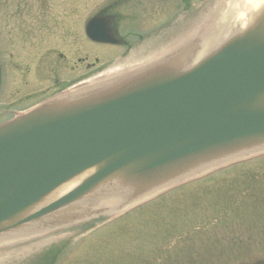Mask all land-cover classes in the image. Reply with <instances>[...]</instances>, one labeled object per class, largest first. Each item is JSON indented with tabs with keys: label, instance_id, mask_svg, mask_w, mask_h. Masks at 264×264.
<instances>
[{
	"label": "water",
	"instance_id": "1",
	"mask_svg": "<svg viewBox=\"0 0 264 264\" xmlns=\"http://www.w3.org/2000/svg\"><path fill=\"white\" fill-rule=\"evenodd\" d=\"M106 94L95 105L41 108L0 128V233L39 221L108 180L175 183L220 154L263 145L264 25L187 71L152 69ZM93 168L71 194L38 208Z\"/></svg>",
	"mask_w": 264,
	"mask_h": 264
},
{
	"label": "flooded vegetation",
	"instance_id": "2",
	"mask_svg": "<svg viewBox=\"0 0 264 264\" xmlns=\"http://www.w3.org/2000/svg\"><path fill=\"white\" fill-rule=\"evenodd\" d=\"M0 0V66L1 88L0 107H8L0 113V122L45 97L51 96L65 88L67 83L91 76L92 65L85 61L92 56V48L78 49L76 42L69 45L73 58L77 55L80 65L68 66L65 74L68 79H61L60 63L50 62L46 71L28 69L27 61L45 57L53 60L56 56L60 62L64 57L58 54V43L67 39H90L86 28L90 20H105L109 33L116 39H124L122 26L131 20L123 0L111 3H99V0ZM136 2V0H131ZM152 0H138V31L152 27L148 21L156 20L163 12L174 8L169 3H150ZM78 2V3H77ZM95 2V3H94ZM149 3V4H148ZM135 15L133 14V17ZM62 60V61H61ZM42 70V69H41ZM3 109V108H2Z\"/></svg>",
	"mask_w": 264,
	"mask_h": 264
},
{
	"label": "rangeland",
	"instance_id": "3",
	"mask_svg": "<svg viewBox=\"0 0 264 264\" xmlns=\"http://www.w3.org/2000/svg\"><path fill=\"white\" fill-rule=\"evenodd\" d=\"M205 184H201L200 187H204ZM101 205V204H98ZM112 209L105 211L106 214H109ZM62 233H51L46 236H40L38 233H33V237L30 236V239L26 241H19L13 244L0 242V264H11L14 261L21 260L33 253H37L43 248L60 242L64 239H68L72 237V234H64ZM27 238V237H26ZM89 238H77L73 240L72 244L74 249L70 251L67 257L60 261L59 264H69L71 259L81 253L78 249L83 250L87 245ZM8 242V241H7ZM4 243V244H2ZM256 253H251L249 255H244L240 258L239 261H235V263H240L245 256H248L245 260L255 262H264V251L256 250Z\"/></svg>",
	"mask_w": 264,
	"mask_h": 264
},
{
	"label": "clouds",
	"instance_id": "4",
	"mask_svg": "<svg viewBox=\"0 0 264 264\" xmlns=\"http://www.w3.org/2000/svg\"><path fill=\"white\" fill-rule=\"evenodd\" d=\"M218 6L216 23L238 37L245 36L264 19V0H219Z\"/></svg>",
	"mask_w": 264,
	"mask_h": 264
},
{
	"label": "trees",
	"instance_id": "5",
	"mask_svg": "<svg viewBox=\"0 0 264 264\" xmlns=\"http://www.w3.org/2000/svg\"><path fill=\"white\" fill-rule=\"evenodd\" d=\"M212 196L213 195L210 194V197H212ZM196 207H198V206L192 205V203L190 201H187V203L185 202V203H183L181 205L176 206V210H175L173 215L177 216V217H182V216H185L188 213H190L191 210L193 209V218L194 219H188V223L189 224H193L194 223L193 225H199V224L202 223V219L199 218L201 213L194 209ZM138 241H140L139 236H138ZM165 242L166 241L164 239L161 241V246L158 245V248H159L158 251L153 249L152 253L149 255L150 256L149 259L151 260V262L144 261L143 264H155L156 259L158 257H162L161 252H163V248H164ZM142 254L144 255V254H146V252L138 249V264H140L139 263L140 255H142ZM170 254L174 257V259H181L182 258V256L180 254L176 253V252H171ZM132 261H133V259H132ZM173 264H176V263H173Z\"/></svg>",
	"mask_w": 264,
	"mask_h": 264
},
{
	"label": "bare ground",
	"instance_id": "6",
	"mask_svg": "<svg viewBox=\"0 0 264 264\" xmlns=\"http://www.w3.org/2000/svg\"><path fill=\"white\" fill-rule=\"evenodd\" d=\"M205 44V43H204ZM201 45H202V48H203V43H201ZM206 46H204V48H205ZM116 185L117 186H122L120 183H116Z\"/></svg>",
	"mask_w": 264,
	"mask_h": 264
}]
</instances>
